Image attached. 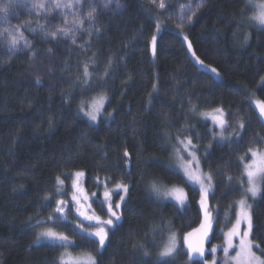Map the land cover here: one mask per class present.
I'll list each match as a JSON object with an SVG mask.
<instances>
[{"label": "trees", "instance_id": "obj_1", "mask_svg": "<svg viewBox=\"0 0 264 264\" xmlns=\"http://www.w3.org/2000/svg\"><path fill=\"white\" fill-rule=\"evenodd\" d=\"M160 3L0 0V264H60L66 249L96 264H186L183 245L170 258L159 253L170 235L182 242L202 222L200 189L173 166V146L189 148V140L213 188L208 244L224 243L247 191L244 161L250 149L264 150L256 106L264 102V28L253 22L249 0ZM189 4L202 6L193 16L181 9ZM101 96L105 108L94 123L84 107ZM217 109L231 135L224 142L205 118ZM83 176L90 191L105 179L128 188L102 251L77 219L56 212ZM154 185L184 188L186 204L163 199ZM94 207L108 218L105 202ZM251 214L253 243L264 249V182ZM45 229L71 242H37Z\"/></svg>", "mask_w": 264, "mask_h": 264}, {"label": "rangeland", "instance_id": "obj_2", "mask_svg": "<svg viewBox=\"0 0 264 264\" xmlns=\"http://www.w3.org/2000/svg\"><path fill=\"white\" fill-rule=\"evenodd\" d=\"M249 3L251 5H260L262 3H264V0H249ZM255 12L252 16V20L253 22L261 28H264V26H261L260 24H258L253 17L257 14L258 8L254 7ZM206 68V67H205ZM213 67L208 66L206 68V70H208L209 72L210 69ZM218 72V71H217ZM212 73V72H211ZM219 73V72H218ZM215 77H220V73L217 76L215 73H212ZM102 101V106L100 107V111L98 113V118L95 121H92L94 123H97L98 120L100 119V116L103 113V110L105 108V98L103 96L98 97L96 99H94L93 101H91L90 103L86 104L84 108H86V112L89 111H93L95 109V107L99 106V103ZM207 120L210 121L211 123V127L213 130V134H214V139L216 141H227L231 138V135L227 132L226 127H227V122H226V118H225V113L222 111V115L220 113H218L217 111H214L213 113H208L205 117ZM216 118V119H214ZM219 119H223L225 121V126L223 129H221L219 127L218 121ZM184 143H186L185 141H182ZM181 145L179 148H175L173 146V152H174V160H176V164L177 165H173L177 170H179L184 176L185 178L188 180V182H190V184L197 186L200 189V193H201V197H200V209L202 212V222L201 224L193 231H190L188 233H186L183 236V241L181 242L178 237L176 235H170L167 239V241L164 244V247L162 248V250L159 253V259H167L170 258L172 256H174L181 248V245H183L185 252L188 253V260L186 262V264H194L195 260H199L201 261L203 264H213V262L215 261V264H225V255H224V251L223 248L226 247V236H225V240L223 244H218V245H212L210 246L209 240H210V236L212 233V225H213V216H212V212L210 210V204H209V197L210 194L212 192V184L208 179V175L205 174L202 170H201V166H200V161L199 158L197 157L196 153L193 151V147L191 144H189V148L186 144L179 142ZM187 146V147H186ZM259 152H264V150H258ZM173 156V154H172ZM251 161V152L249 157H246V160L244 161V165L248 162ZM76 175L73 176V178H75ZM246 179L247 176L245 175ZM203 180V185L198 182V179ZM81 181V178L76 177V183H79ZM103 182V184H102ZM73 180L71 183V187H72V192L69 193V197L68 198H64L63 196L60 197L59 201H64V216H61L63 220L65 219H77V225H83L84 228L86 230L82 231L81 228L79 227L80 231H82L83 233L88 235L89 231H94L95 228L93 226H98L96 221L94 219L92 220H88L85 219L84 216H95V217H99L101 221L103 220H107L108 218H111L113 220V224L111 226L109 225H104L106 231L108 232V236H109V232L110 230H112L115 226V224H118L121 221V205L123 203V201L125 200L126 196H127V192H128V188L127 191L125 192L123 188H117V185L115 186H110L109 182L107 179L105 180H100L101 183V187L99 185L98 189L92 190L90 191L86 185H85V178L83 176L82 182H81V187L76 191V187L74 188L73 185L76 184ZM258 183H260V192L257 196L252 197L250 193H248L246 191L245 196L242 198L244 200H246V204L249 205L250 207L247 209V211L250 212L251 215V219H252V214H251V208L253 205V202L256 198L259 197L261 190H262V183L258 181ZM118 185H122V184H118ZM82 188V189H81ZM247 188H248V184H247ZM163 193L162 192V190ZM159 191H154L155 193L158 192V194L164 195L161 196L163 199L175 202L176 204H178L179 206H184L187 202V194L184 188L177 186V187H165V188H161ZM173 189H177L180 190V192L183 195V199L184 202L183 204H180L177 202V200L174 198V195L172 194H167V193H171ZM205 190H206V194H205ZM64 189H62L61 194H63ZM108 192L109 195V200L112 204L113 210L117 212V214L119 215L120 219L116 220L115 217L109 216L108 218H103L100 213L95 209L94 207V201L95 200H102L103 202L106 203V207L108 209V201L105 200V196L104 193ZM73 195H75L77 197V200H73ZM123 196L124 199L121 200L120 197ZM203 198V205L201 204ZM240 199L237 202V218H238V214L240 213L241 209H240V201L242 200ZM116 204H120V207L118 209L115 208ZM80 213H84V216H82ZM236 218V221H237ZM210 221L211 223V228L210 230H208L207 235L204 236L203 234V230L201 229V225L202 224H206ZM235 221V224H236ZM234 224V225H235ZM247 225L245 223H241L240 224V229L241 232H243L246 229ZM50 229H45L43 230L41 233L46 232ZM200 230V231H198ZM53 231V230H52ZM252 231H253V223H252ZM57 232V231H55ZM41 233L39 232L38 237H37V242H41V241H47V242H54V243H58V244H62V245H69V243L71 242V240L68 238L67 242H61V241H52V240H48L44 237L41 236ZM59 233V232H57ZM62 234V233H60ZM64 235V234H62ZM90 236V235H89ZM93 237V236H91ZM39 238V239H38ZM97 240L96 237H93ZM251 239H252V234H251ZM108 239L105 242V245L107 243ZM174 243L175 245V250L173 251V253L169 256H161V253L164 252L168 247L172 246ZM234 244L238 243V238L234 239L233 241ZM189 245H191L193 248L201 246L203 247V252L204 254L201 256L198 253L195 252H190L189 249ZM216 248V252L213 253L212 249ZM104 249V248H103ZM103 249L100 248V250L102 251ZM238 251L237 248H232L229 250V256H235L236 252ZM253 251L256 252L257 256H260V253L256 250V248H253ZM262 259H264V257H261ZM95 261L96 264V259L93 255L91 254H73L71 252L68 251V249L64 250L63 253L60 256L59 259V263L60 264H92V261ZM228 264H236L235 261H228Z\"/></svg>", "mask_w": 264, "mask_h": 264}, {"label": "snow or ice", "instance_id": "obj_3", "mask_svg": "<svg viewBox=\"0 0 264 264\" xmlns=\"http://www.w3.org/2000/svg\"><path fill=\"white\" fill-rule=\"evenodd\" d=\"M109 2H111V0H109ZM72 6L73 5L70 3L61 4L57 2L55 4V7L57 8H60V7L71 8ZM159 6L161 8L165 6L163 3V0H161V3ZM200 6H202V4L198 5L195 9H193L190 4L181 5V9L183 11L184 8H187L188 11L191 13V15L194 16L196 11L199 10ZM35 7L43 8L44 4L35 5ZM254 7H257L258 11H257V14L253 17V19L261 26H264V3L260 5H254ZM4 10L6 11L7 9L5 8ZM90 16H91V13H90ZM157 30H159V27H157ZM58 31L62 32L64 36H67L70 29L60 28L58 29ZM51 35L55 37L56 32H52ZM185 39H187V37H185ZM16 43H17V40L13 39L12 40L13 46H15ZM153 45H155V37H153ZM188 48H189V51L192 50V46L190 43L188 45ZM193 55H195V53H193ZM198 62L204 67L206 68L208 67L207 65H204L203 61H198ZM210 71L212 73H215L217 76L219 75V73L217 72L215 68H211ZM85 74H87V68H85ZM98 103H99V106L95 107L93 111H89L85 113V115H87L89 119L92 121H95L97 119V115L100 111V107L102 106V101ZM256 106L259 109L260 116L264 117V102L258 101L256 102ZM216 111L222 115V109H217ZM218 124H219V127L223 129L225 126V121L223 119H219ZM240 128L241 129L244 128L243 122L240 123ZM188 143L191 144V141L189 140ZM249 151L251 152V161L244 165L245 175L247 176V184H248L247 192L250 193L252 197H255L260 192V183H258V181L264 182V152H259L258 150H252V149H250ZM241 161H243V158H241ZM75 175L79 177V176H82L83 173L77 172ZM197 179H198V182H200L203 185V180H200L199 178ZM208 179L210 181L211 178L208 177ZM73 187L75 188L76 184H74ZM117 188H123L125 192L127 191L126 185H117ZM153 190L159 191V189L155 185L153 186ZM167 194L174 195V198L177 200V202L180 204H183L184 199H183V195L180 192V190L173 189L171 193H167ZM205 194H206V190H205ZM109 195L110 194L108 192L104 193L105 200L108 201V212L110 213V216L115 217L116 220H119L120 217L117 214V212L113 210L112 204L109 200ZM120 199L123 200L124 197L121 196ZM73 200H77V197L75 195H73ZM239 203H240L241 211L238 214L236 224L233 225V227L226 233V241H225L226 247L223 248L224 255H225V264H228L229 260L235 261L236 264H264V259L261 258V257H264V249H260L258 244L254 245L253 240L251 239L252 219H251L250 212L247 211V209L250 206L246 204V200L244 199H242ZM64 204L65 202L61 200L58 202V206L56 208V212L59 213L61 216H64V207H63ZM201 204L203 205V198H202ZM115 207L118 209L120 207V204H116ZM80 214L84 216V213H80ZM84 218L88 220L94 219L96 221L98 226H93L95 230L89 231L88 235L96 237L99 247L103 249L105 247V242L108 239V232L106 231L104 225L111 226L113 224V220L109 218L107 220L101 221L99 217H95V216H92V217L84 216ZM241 223H245L247 225L246 229L243 232H241V229H240ZM77 227H80L82 231L86 230L83 225L78 224ZM210 228H211V223L209 221L206 224H202L200 230H203V234L204 236H206ZM41 236L48 240H52V241H61V242L68 241L67 236L62 235L52 230H48L46 232L41 233ZM237 238H238V243L234 244L233 241L234 239H237ZM234 247L237 248L238 251L236 252L235 256L230 257L229 250ZM254 247L260 251V256H257L256 252L253 251ZM189 249H190V252L198 253L201 256L204 254L202 245L195 247V248L189 245ZM174 250H175V245L173 243L172 246L168 247L164 252L161 253V256H169L173 253ZM212 252L213 253L216 252L215 247L212 249ZM92 264H95L94 260L92 261ZM213 264H215V261L213 262Z\"/></svg>", "mask_w": 264, "mask_h": 264}]
</instances>
